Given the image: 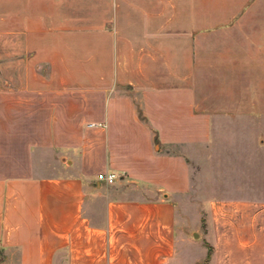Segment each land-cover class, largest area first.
<instances>
[{
  "label": "crops",
  "instance_id": "obj_1",
  "mask_svg": "<svg viewBox=\"0 0 264 264\" xmlns=\"http://www.w3.org/2000/svg\"><path fill=\"white\" fill-rule=\"evenodd\" d=\"M263 48L264 0H0V264H264Z\"/></svg>",
  "mask_w": 264,
  "mask_h": 264
},
{
  "label": "rangeland",
  "instance_id": "obj_2",
  "mask_svg": "<svg viewBox=\"0 0 264 264\" xmlns=\"http://www.w3.org/2000/svg\"><path fill=\"white\" fill-rule=\"evenodd\" d=\"M261 53H262V57H263L262 65L260 67L261 68L260 72H261V76H262L261 80L258 83L252 82V81H246L244 83V95L246 97L247 103H249V101L251 100L252 94L254 93L253 88L257 84L260 87L261 106H264V48L261 50ZM222 85H224V88L226 89V91H229V92H231L232 90H238V89L240 90V88L242 86L241 83H236V82L223 83ZM262 133L264 134V131H262ZM262 138L264 139V135ZM198 164L201 165V163H198ZM198 169H200V166H198ZM200 212L204 213L203 210H200Z\"/></svg>",
  "mask_w": 264,
  "mask_h": 264
},
{
  "label": "built area",
  "instance_id": "obj_3",
  "mask_svg": "<svg viewBox=\"0 0 264 264\" xmlns=\"http://www.w3.org/2000/svg\"><path fill=\"white\" fill-rule=\"evenodd\" d=\"M98 180L102 181L108 185H113L117 181V176L115 174H106V175H99Z\"/></svg>",
  "mask_w": 264,
  "mask_h": 264
}]
</instances>
